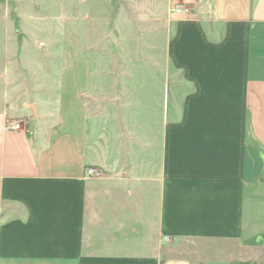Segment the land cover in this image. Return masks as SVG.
<instances>
[{"label":"crops","instance_id":"crops-1","mask_svg":"<svg viewBox=\"0 0 264 264\" xmlns=\"http://www.w3.org/2000/svg\"><path fill=\"white\" fill-rule=\"evenodd\" d=\"M208 1L169 19L156 68H71L31 105L0 70V264L261 263L264 0Z\"/></svg>","mask_w":264,"mask_h":264},{"label":"rangeland","instance_id":"rangeland-1","mask_svg":"<svg viewBox=\"0 0 264 264\" xmlns=\"http://www.w3.org/2000/svg\"><path fill=\"white\" fill-rule=\"evenodd\" d=\"M208 2L0 0V70L4 71L5 81H12L14 77L20 84L16 99L31 105L38 98L58 95L63 80H75L71 68L84 67L90 82L94 67L139 69L148 65L156 68L158 61L162 64L169 19L180 14L204 15ZM178 10L181 13H176ZM150 77H155V73H150ZM43 87L46 90H41ZM88 170L95 172L91 175L93 178L107 176L95 168ZM149 214L151 241L155 220L151 204ZM180 248L179 252L188 256L198 248H210L212 250L203 252L219 253L227 249L232 251L233 246L220 242L182 241ZM214 256L213 263H219V255ZM259 258L260 264H264V252Z\"/></svg>","mask_w":264,"mask_h":264},{"label":"built area","instance_id":"built-area-1","mask_svg":"<svg viewBox=\"0 0 264 264\" xmlns=\"http://www.w3.org/2000/svg\"><path fill=\"white\" fill-rule=\"evenodd\" d=\"M183 10V9H182ZM186 10L182 11V12H185ZM176 13H181V11H176ZM20 123H21V120H9L6 124V126L10 129H13V130H19L20 128ZM87 175H95V172L92 171V170H87L86 171Z\"/></svg>","mask_w":264,"mask_h":264}]
</instances>
